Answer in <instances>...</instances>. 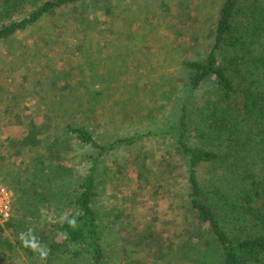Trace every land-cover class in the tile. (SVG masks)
Returning <instances> with one entry per match:
<instances>
[{
    "label": "trees",
    "instance_id": "obj_1",
    "mask_svg": "<svg viewBox=\"0 0 264 264\" xmlns=\"http://www.w3.org/2000/svg\"><path fill=\"white\" fill-rule=\"evenodd\" d=\"M118 17L112 0H0V43L36 35L48 22L43 36L83 46L87 38L118 36ZM213 20L203 56L182 60L177 128L152 132L176 134L188 184L180 207L194 229L175 244L149 226L138 231L124 216L105 225L96 207L99 163L142 135L104 144L86 118H74L78 95H58L56 104L25 114V105L2 106L9 93L1 86L0 183L13 199L0 227V253L20 248L31 264H264V0H222ZM73 76L86 90L96 74L81 65ZM39 78L52 83L47 73ZM78 150L89 158L86 170L68 164ZM53 204L62 218L41 223V209ZM105 227L112 241L120 239L118 249Z\"/></svg>",
    "mask_w": 264,
    "mask_h": 264
},
{
    "label": "rangeland",
    "instance_id": "obj_2",
    "mask_svg": "<svg viewBox=\"0 0 264 264\" xmlns=\"http://www.w3.org/2000/svg\"><path fill=\"white\" fill-rule=\"evenodd\" d=\"M221 1L112 0L119 16L118 36L87 38L83 46L77 41L62 43L43 36L46 22L36 35H19L0 43V87L9 93L1 98L2 106L25 105L23 113L29 114L31 106L56 104L63 98L58 95L76 94L74 118H86L100 142L142 135L132 144L110 150L99 163L96 207L105 225L124 216L138 231L149 226L152 235L175 244L185 237L187 228L194 229L180 207L188 184L176 134L152 132L177 128V108L185 93L182 60L203 56ZM81 65L87 75L96 74L87 81L86 90L73 76L80 73ZM42 73L51 75L52 83L40 79ZM31 88L35 93L26 95L25 90ZM14 159L15 165L21 161ZM89 162L78 150L68 164L81 171ZM167 169L171 176L164 177ZM0 188L7 193L11 211L13 191L3 183ZM61 213L56 204L43 207L40 222L59 221ZM109 232L105 227L107 241L118 249L120 239L112 241ZM0 257V264H31L20 248Z\"/></svg>",
    "mask_w": 264,
    "mask_h": 264
},
{
    "label": "built area",
    "instance_id": "obj_3",
    "mask_svg": "<svg viewBox=\"0 0 264 264\" xmlns=\"http://www.w3.org/2000/svg\"><path fill=\"white\" fill-rule=\"evenodd\" d=\"M10 203L7 193L4 189L0 188V227H2L10 218Z\"/></svg>",
    "mask_w": 264,
    "mask_h": 264
},
{
    "label": "clouds",
    "instance_id": "obj_4",
    "mask_svg": "<svg viewBox=\"0 0 264 264\" xmlns=\"http://www.w3.org/2000/svg\"><path fill=\"white\" fill-rule=\"evenodd\" d=\"M21 240H24V237H23V235H21ZM26 243V245H27V242H25ZM33 248H35L36 247V245L33 243L32 245H31ZM40 256L42 257V258H46V256H47V251H41L40 252Z\"/></svg>",
    "mask_w": 264,
    "mask_h": 264
}]
</instances>
